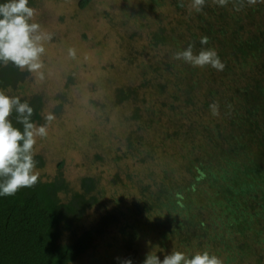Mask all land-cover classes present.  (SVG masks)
<instances>
[{"label": "rangeland", "instance_id": "374dc122", "mask_svg": "<svg viewBox=\"0 0 264 264\" xmlns=\"http://www.w3.org/2000/svg\"><path fill=\"white\" fill-rule=\"evenodd\" d=\"M190 4L88 0L79 8L77 0L32 1L30 22L41 25L34 35H51L41 41L44 79L24 70L14 87L0 89L30 105L38 97V116L32 119L38 126L49 112L56 117L34 146L39 180L59 174L67 186L62 200L82 189L81 178L93 180V203L61 240L108 218L91 245L68 264L126 259L142 264L149 252L162 260L177 250L188 255L207 250L223 264H264V192L239 173L246 164L264 161L259 108L264 91L258 95L264 58H256L252 69L230 67L232 83L229 74L210 66L173 59L190 42L195 51L213 47L220 57L237 45L248 54L264 42L263 26L247 27L264 20V3L245 0L237 11L233 0L226 6L206 0L199 13ZM236 24L240 41L233 34ZM159 26L164 40L155 43L152 35ZM201 36L209 38L207 45H200ZM70 48L75 58L68 55ZM117 89L130 94L119 100ZM182 90L189 104L179 99ZM213 102L217 116L209 107ZM219 120L223 131L215 126ZM206 199H213L215 207L226 202L246 206L245 213L235 225L223 214H209Z\"/></svg>", "mask_w": 264, "mask_h": 264}, {"label": "trees", "instance_id": "16d2710c", "mask_svg": "<svg viewBox=\"0 0 264 264\" xmlns=\"http://www.w3.org/2000/svg\"><path fill=\"white\" fill-rule=\"evenodd\" d=\"M32 1L33 0H29L30 7ZM4 2H6V0H0V3ZM87 2L88 0H77V5L81 8L85 6ZM249 20L256 19L249 17ZM199 21H203V16H201ZM256 22L257 23L251 26L247 25V27H251V29L255 30L254 27L263 26L264 29V20L260 19V21L256 20ZM198 24L200 23H194L193 27L196 28ZM237 27L238 29L234 30L233 34L240 41L241 39L236 35L241 33V26L237 25ZM164 32V28L159 26L158 31L154 32L152 35L153 42L163 41ZM256 58H264V42H261L257 48L250 47L249 53L246 55L243 54L239 45L232 47L224 56L220 57L225 65L220 74H229L228 82L232 83V78H234V76L230 75L234 72L230 67L240 66L244 69L248 67L252 69ZM207 73L210 75L214 74L211 70ZM22 74L23 72L11 63L7 66L0 65V88L8 86L14 87L15 83L22 77ZM260 82L262 86L260 91H258V95L261 94L262 90L264 91V77L260 79ZM115 92L119 100L126 99L130 94L120 89H117ZM234 93L235 91H233V94ZM187 95L188 92L184 90L180 92L179 99L183 101L184 104L190 103ZM37 98L34 104L30 105L34 109L32 119L38 116L40 102ZM259 100V108L262 109L264 114V94H261ZM29 104H31V102H29ZM254 105L258 106V104L256 105L255 103ZM255 106H253V108ZM11 119L15 123V114H13ZM16 126L21 127L20 125ZM215 126L218 130H225V125L221 120H219ZM173 132L177 134L176 130H173ZM213 157H215V154H210V158ZM260 162L262 163L255 167L254 164L242 166L241 172L239 171V173L245 178L249 177L251 185L259 184L261 187L260 191L264 192V161L262 160ZM80 184L82 189L80 191H72L64 200H62L60 194L67 190V186L59 174L50 180H39L34 187L23 188L14 196H0V264H68L88 248L94 238L101 232L104 224L108 223V218H101L97 226L82 230L71 240L62 241L60 238L61 234L64 231H69L71 224L79 220L84 210L94 201V195L90 194L91 189L94 187L91 177L81 178ZM147 188L148 187H145L144 191H146ZM140 190L142 191L143 187H141ZM158 190H160V188ZM260 199L263 201V194L260 196ZM205 202L206 204L203 205V207L206 208L209 214L212 212V215H216L218 218L223 214L228 218H232L235 225L237 220L245 213L244 208L246 206L241 209L237 203L234 205L226 202L224 206L215 207L216 202L213 199H206ZM182 207L184 211L189 213L186 205H182ZM243 225L244 224L239 225L240 231L243 229ZM241 248L240 245L237 250Z\"/></svg>", "mask_w": 264, "mask_h": 264}, {"label": "clouds", "instance_id": "9594fccd", "mask_svg": "<svg viewBox=\"0 0 264 264\" xmlns=\"http://www.w3.org/2000/svg\"><path fill=\"white\" fill-rule=\"evenodd\" d=\"M219 6H226L229 0H213ZM248 5H255L264 0H246ZM206 0H191L190 10L199 13L203 10ZM245 0H233L237 11L244 6ZM183 7V3H180ZM35 9L29 6V0H6L0 3V65L9 63L21 71L27 70L37 73L44 79V63L41 59L45 52L43 39H50L51 35H34L41 25L32 21ZM209 38L200 37V45H207ZM194 43L190 42L182 50L173 53V59L183 61L192 67L204 68L210 66L217 71H223L225 65L213 47H201L194 50ZM68 55L76 57L75 49H69ZM212 115H219L218 104H210ZM15 114V123L11 117ZM34 109L27 100L20 96L10 95L0 89V196H14L23 188L34 187L40 179L37 170L36 152L34 146L37 138L48 135V125L55 120V115L49 112L45 116L46 123L37 125L32 117ZM20 125L21 127H17ZM122 264H132L126 259ZM142 264H223V261L207 250L197 251L188 255L182 251H171L161 260L156 253L146 254Z\"/></svg>", "mask_w": 264, "mask_h": 264}]
</instances>
